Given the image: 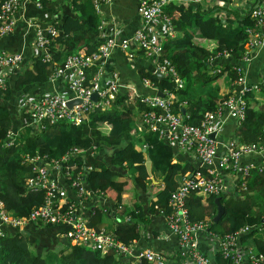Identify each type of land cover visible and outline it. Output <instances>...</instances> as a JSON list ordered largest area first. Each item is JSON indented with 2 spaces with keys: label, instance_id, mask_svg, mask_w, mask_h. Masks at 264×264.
<instances>
[{
  "label": "trees",
  "instance_id": "1",
  "mask_svg": "<svg viewBox=\"0 0 264 264\" xmlns=\"http://www.w3.org/2000/svg\"><path fill=\"white\" fill-rule=\"evenodd\" d=\"M204 7V3H189L182 8L169 5L164 8L180 37L175 41L170 42L169 39L165 42L162 45V53L178 72L183 81L182 87L176 88L172 80L165 75L158 76L151 70L139 71L160 93L165 90L173 95L172 111L183 112L178 102L184 100V110L188 115L186 122L192 126H199L204 113L220 106L232 94L231 83L236 77L232 62L238 63L241 55L248 52L243 30L245 27L252 28L253 25L248 14L253 8L251 6L241 16H232L229 11H225L223 21L209 14L220 10V6L212 4L210 8ZM72 8L73 16L65 15L61 20V33L47 36V47H61V51L51 56V61L60 63L72 52L88 54L97 45L95 15L86 9L82 0H72ZM218 51H226L233 61L230 63L215 60L213 56ZM139 52L144 55L142 50ZM244 64L246 62L242 63ZM50 70L51 64L33 59L21 67L12 86L8 88L6 82L8 87L0 92V201L3 208L16 217H26L32 207L43 202L42 192H28L24 189V181L32 172L30 166L23 164L22 155L57 158L72 148L88 153L94 146L95 153L98 152L99 155L92 157L86 153L85 158L76 164V169L84 172V185L90 190L96 188L95 194H99L101 201L104 199L103 206L109 209L104 212L100 206L95 207L89 218L90 223L100 227L99 221L103 215L120 222L122 218L124 220L130 216L132 226H118L106 231L114 234L123 244H131L133 240L138 239V232L133 225L141 222L144 213L133 204L129 210L122 208L120 198L126 187L125 183L116 180L117 177L127 175L130 168L136 172L132 181L143 187L144 181H149L144 160L150 158L149 147L154 148V145L156 147L159 144L158 148H162V152H156L153 155L155 160H151L154 163L159 156L163 163L161 169L166 170L164 186L157 192L161 204L159 207L164 208L175 185H178L183 177L193 173L195 168L189 162L181 166L169 163L173 146L159 140L155 142L157 138L145 122L146 114L152 111L157 113L159 109L146 106L138 97L130 99L124 92L115 97L111 108L93 110L80 125L56 124L41 131L32 127L29 128L31 134L10 146H4L6 132L22 125L25 117L24 114L19 116L15 113L11 104H6V101L10 100V90L17 94L21 88H29L27 86L30 85L38 84L43 87ZM221 82L225 91L219 93L217 84ZM18 97L15 101H18ZM241 97L244 100V118L232 131L236 141L239 144L264 141V88L258 92L253 89L246 90ZM86 165H91L94 169L85 171ZM198 171L202 175L206 173L204 168ZM242 180V177L238 178L237 186L233 188L235 193H221L216 196L190 193L185 200L188 219L197 221L206 217L210 219L208 230L218 232L216 228L219 226L221 233H232L241 226H247L248 232L240 236V243L245 244L250 240L253 249L264 256V168L244 179V190L239 188ZM203 197L206 198V205L202 202ZM216 197L223 211L218 221L213 222ZM28 247V241L20 235L1 233L0 264H129L127 259L119 257L112 249L101 255L98 251L83 246L62 245L55 253L42 256L40 251L31 252ZM224 262L226 264V261ZM138 264L149 263L141 260Z\"/></svg>",
  "mask_w": 264,
  "mask_h": 264
},
{
  "label": "built area",
  "instance_id": "2",
  "mask_svg": "<svg viewBox=\"0 0 264 264\" xmlns=\"http://www.w3.org/2000/svg\"><path fill=\"white\" fill-rule=\"evenodd\" d=\"M234 0H139L136 7L140 24L131 34L116 39L106 32V20L101 19L96 24L97 45L88 54L69 53L62 62L51 61L54 54L49 48L48 35H58L57 16L53 15L50 23L44 29L34 31V47L39 51V60L51 64V70L46 78L47 89L36 95L20 94L17 101V114H24L26 128L44 130L56 124L80 125L87 120L88 114L95 109L111 108V103L125 88L115 71H107L106 63L113 49H118L130 56L131 48L142 50L143 56L152 63L151 72L165 75L172 80L176 88L183 85L176 69L170 60L162 53V42L158 38L169 37L174 34V28L164 8L173 5L179 8L189 3H204V8L212 4L220 6V10L211 12L213 16L223 21L224 7L230 6ZM245 12H248L253 21L252 28L245 27L246 49L248 52L240 57L238 63L232 62L235 79L231 83L232 94L218 107L203 114L199 126H192L186 122V113L174 112L171 109L173 95L157 90L156 86L146 77L141 78L143 88L151 89V94L139 95V101L146 106L156 107L159 112L146 114L145 122L150 130H157L159 134L167 136V142L182 152L191 155L200 168L206 173L202 175L198 170L185 176L179 184L169 193L164 208L160 214L165 219L169 235L176 239L177 256L180 264H215L200 251L196 234L206 231L215 241V249L226 264H264V256L256 252L248 244L239 241L240 236L247 234L248 227L241 226L232 233H217L208 230L210 219L197 221L188 219L185 200L192 192L216 196L230 194L226 188L227 179L237 186L238 178L242 177L240 190L245 189L244 179L264 168V141L250 144H236L234 140L223 142L217 138L220 132L224 111H227L236 127L244 118V100L241 95L249 89L260 91L264 88V68L255 82H248L245 77L243 62L249 63L258 49L264 48V0H244ZM57 0H0V36L11 33L15 26V15L26 3L36 8L43 4ZM110 0H91L96 13H100L101 3L108 4ZM192 8V7H191ZM159 23L157 30H151V25ZM156 35L154 38L153 33ZM163 56V57H162ZM218 60L232 58L226 51H218L213 56ZM159 58H161L159 60ZM22 55L19 52H6L0 50V92L7 87L6 78L9 74H17L22 67ZM242 65V66H241ZM127 90V88H126ZM131 97V94H128ZM172 98V100H171ZM157 124L158 126H156ZM23 125V124H22ZM153 128V129H152ZM264 134V128L262 129ZM213 134V137H210ZM12 130L6 132L3 140L4 146H10ZM92 146L87 153L84 150L72 148L57 158L43 156L22 155L23 164L30 166L31 175L24 181V189L28 192H42L43 202L30 209L26 217H16L3 208L0 201V227L11 226L21 229L27 222L40 226H55L63 229L61 236L66 237L73 245L83 246L89 250L99 251L101 255L111 249L123 259H131L130 264H138L141 260L149 264H165L161 254L152 249H140L132 253L131 244H123L115 235L103 227L92 225L91 215L84 216L87 202H96L104 212L108 207L103 206L104 199L85 186L84 172L76 169L78 161L85 158V154L96 156ZM221 148L222 154L218 156L217 150ZM257 155L260 163H241L243 156ZM94 167L86 165L85 171ZM237 171L238 176L233 172ZM240 175V176H239ZM234 176V178H233ZM233 179V180H232ZM68 187L73 197H67ZM94 195V196H93ZM106 201V199H105ZM101 202V203H100ZM106 205V204H105ZM90 210L88 214H92ZM1 234V230H0Z\"/></svg>",
  "mask_w": 264,
  "mask_h": 264
},
{
  "label": "crops",
  "instance_id": "3",
  "mask_svg": "<svg viewBox=\"0 0 264 264\" xmlns=\"http://www.w3.org/2000/svg\"><path fill=\"white\" fill-rule=\"evenodd\" d=\"M138 2L139 0H110L108 4L101 3L99 7L101 12L96 13L95 8H93L91 4V0H82V3L86 6V9L89 10L90 13L92 12L95 15L96 24L99 22V20L105 19L106 32L110 35H113L117 39L128 36L129 34H131L133 29L139 26L140 18L136 11ZM54 3L55 2H49L47 4H43L40 8H36L30 3H26L25 5H23L15 15V26L12 32L0 36V50H4L6 52L21 53L23 59L22 66L25 64L27 65L33 59H38L39 51L34 47V31L37 28L44 29L45 27H47L53 15L57 13L55 15L57 16V22L59 25L58 34H60V24L63 17L65 15L73 16L72 0H57V5H55ZM173 5L169 6L174 7ZM182 6V4H179L178 7L182 8ZM158 28L159 23H154L151 25L152 31L157 30ZM153 35L155 38L156 35L154 33ZM178 37H180V33L179 31H176L174 29V34L171 38L164 36L162 38H158V40L162 42L163 45L165 42H168L169 39L171 42L175 41ZM60 48V46L52 47L54 53L61 51ZM129 51L131 52V55L127 56L120 50L113 49L107 60L106 69L107 71H115L119 77L120 82L125 85V88L120 89V93H127V96L128 94H131V97L128 96L130 99H137L139 95L151 94L153 92V90L151 89L143 88L141 84V78H143L144 76L139 73L140 69L148 71L151 70L152 63L150 60H147L142 55V53L139 52V50L131 48ZM232 61V58L222 60V62L230 63ZM244 67L246 80L249 83L255 82L258 79L261 70L264 68V48L258 49L255 53L254 58L249 63L246 62V64H244ZM15 76L16 74H9L7 76L6 81L9 86H7L8 88L12 86ZM221 81L224 83V79H222ZM222 82L220 84H217L219 87V93L225 91L224 88L221 87ZM27 87L29 88H21L17 92V94L13 93V91L10 90V100L9 102L7 100L6 104H11V108H13L15 113L17 112V101H15L16 97L23 93H26L30 96L36 95L41 91V89H47L49 85L46 84L42 87L37 84ZM172 101L174 102V100ZM178 103L183 109V113L187 114V112H185L184 110V107L186 106L184 100L181 99ZM152 114H156V112L152 111ZM223 116L224 120L222 121L221 128L219 130L220 132H218L217 138L223 140V142L230 140H235V142H237V138L235 139L234 133L232 132L235 128L233 126L232 119L230 118L227 111H224ZM155 125L158 126L157 124ZM150 131L157 138L155 142H158L159 140L160 142H164L165 144H168L172 147V144L167 142L166 135L159 134L157 130ZM23 132L19 133V140L23 139ZM237 144L239 143L237 142ZM158 146L160 145L157 144L156 147L154 145V148L150 146V158L147 157L144 160V167L147 176L149 177V181L145 182V180L143 187H140L138 184L132 181V178L136 176V172L135 170H130V168H128L127 175H119L117 177L116 180L125 183L124 186L126 187V191L121 194L120 202L122 204V208H124L125 210L131 209V204H133L137 205L144 213V216L141 218V222L133 225L134 227H136L135 229L138 232V239L131 242L132 253L134 254L140 249L149 248L156 252H159L165 264H180L181 261L177 256L176 239L168 234L165 219L159 213L161 210V207H159V205L161 204H159L157 192L164 186L163 178L166 170L162 171L161 168L163 167V163L162 159H160L159 156L156 161H154V163L151 160H155V158H153V155L156 152H162V148H158ZM172 150L173 153L170 157L169 163H177L181 166L184 165L185 162H189L195 168L193 170V173L196 172V170L200 169L198 163L195 162L191 155L182 152L175 146L172 147ZM217 153L219 154L218 156L222 154L221 148L217 150ZM95 154L99 155L98 152H96ZM260 161V157L257 155H247L243 156V159H241V163H251L253 165L259 164ZM233 174L234 176H238L237 171L233 172ZM235 182H231V180L227 179L226 188L228 187L229 193H235L233 191V188L235 186L232 185V183ZM175 186H177V184ZM66 189L68 196L72 198V191H70L68 187ZM202 199L203 204L206 205V198L203 197ZM95 207H97L96 202H87L84 216L87 217L88 215H91L88 213L90 212V210L95 209ZM154 209H156V211ZM99 223L100 227H105V230H109L110 228L113 229L114 227L117 228L118 226L119 228H128L132 226L133 222L130 221V216L124 220L122 218L120 222L119 220L108 218L107 216L103 215L102 220L99 221ZM216 229L218 230L217 233L222 232L219 226ZM0 230L1 233H16L20 235L28 241L29 245H32V247L36 246V251H39L40 248L50 251L53 249H59L62 247V245H73L72 243H70L69 239L60 235V233L64 230L55 226H40L38 224L27 222L22 226L21 229L11 226H1ZM196 240L200 251L203 252L212 262H214L215 264H225V262L221 258H219L220 255L215 249V241L207 234L206 231L198 232L196 234ZM247 242L249 244L251 243L250 240H247Z\"/></svg>",
  "mask_w": 264,
  "mask_h": 264
},
{
  "label": "rangeland",
  "instance_id": "4",
  "mask_svg": "<svg viewBox=\"0 0 264 264\" xmlns=\"http://www.w3.org/2000/svg\"><path fill=\"white\" fill-rule=\"evenodd\" d=\"M223 10L224 11H229L230 12V15H232V16L233 15H237V16L242 15V13H244L245 10H246L245 9V1L244 0H234L233 3L230 6L224 7ZM23 121L21 120V122H23ZM25 127H26V125L23 122V125H19L17 128H13L12 135H14V136H12V140L10 141L11 142L10 144H14V143H16L19 140L18 135H19V133H22L23 130H24V132H23V136L24 137H26L27 135L31 134L32 131L29 130L28 127H27V129ZM59 246H61V245H59ZM35 247H32V245H30V247H28V248L32 252V251H36L35 250L36 249ZM39 251L41 252V255L44 256L47 253H50V254L53 253V252L55 253L57 251V249H53V250H50L49 251L47 249H41L40 248Z\"/></svg>",
  "mask_w": 264,
  "mask_h": 264
},
{
  "label": "water",
  "instance_id": "5",
  "mask_svg": "<svg viewBox=\"0 0 264 264\" xmlns=\"http://www.w3.org/2000/svg\"><path fill=\"white\" fill-rule=\"evenodd\" d=\"M160 75V74H159ZM158 75V76H159ZM210 137H213V134H210ZM148 163V162H147ZM147 163H146V166H147ZM219 200H218V198L216 197L215 199H214V202H215V204H216V213H215V215L213 216V218H212V221L213 222H216V221H218V219L220 218V215H221V213H222V211H223V207L220 205V203L218 202Z\"/></svg>",
  "mask_w": 264,
  "mask_h": 264
},
{
  "label": "clouds",
  "instance_id": "6",
  "mask_svg": "<svg viewBox=\"0 0 264 264\" xmlns=\"http://www.w3.org/2000/svg\"><path fill=\"white\" fill-rule=\"evenodd\" d=\"M183 113V112H182ZM134 241V240H133ZM104 255V254H103ZM128 261H130L131 259L129 258V259H127ZM129 264H130V262H129Z\"/></svg>",
  "mask_w": 264,
  "mask_h": 264
}]
</instances>
